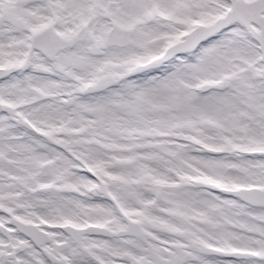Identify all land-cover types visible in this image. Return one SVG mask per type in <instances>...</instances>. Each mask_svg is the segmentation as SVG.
I'll use <instances>...</instances> for the list:
<instances>
[{"label":"snow or ice","instance_id":"6c2138e0","mask_svg":"<svg viewBox=\"0 0 264 264\" xmlns=\"http://www.w3.org/2000/svg\"><path fill=\"white\" fill-rule=\"evenodd\" d=\"M0 264H264V0H0Z\"/></svg>","mask_w":264,"mask_h":264}]
</instances>
